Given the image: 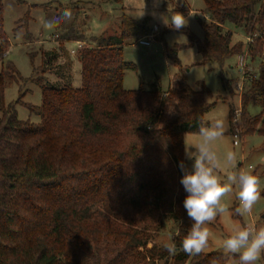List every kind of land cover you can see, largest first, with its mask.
<instances>
[{"label": "trees", "instance_id": "trees-1", "mask_svg": "<svg viewBox=\"0 0 264 264\" xmlns=\"http://www.w3.org/2000/svg\"><path fill=\"white\" fill-rule=\"evenodd\" d=\"M204 5L202 38L188 33V45L196 47L201 65L219 69L226 89L230 82L222 69L231 57L246 54L257 62L244 80L239 121L243 135L264 136V0H204ZM138 26L145 31L142 23L124 17L119 35L91 44L73 27L57 36L58 50L41 52L33 79L41 104H23L37 123L17 118L19 99L4 103L7 74H0V264H226L228 255H188L181 247L193 223L180 183L183 136L198 134L213 106L205 101L208 91L202 84L192 89L179 72L165 90L158 77L150 90L143 82L125 90L124 71L134 66L124 60L123 45ZM238 30L252 42L235 39ZM68 42L80 43L79 87L69 75L61 86L44 77L60 53L70 71ZM5 48L0 2V58ZM180 48L166 49L176 64ZM250 104L259 105L260 113L249 115ZM166 223L172 224L174 255L155 241Z\"/></svg>", "mask_w": 264, "mask_h": 264}, {"label": "rangeland", "instance_id": "rangeland-1", "mask_svg": "<svg viewBox=\"0 0 264 264\" xmlns=\"http://www.w3.org/2000/svg\"><path fill=\"white\" fill-rule=\"evenodd\" d=\"M0 2L3 6V34L6 38V48L0 58V74L3 72L7 74L4 80L3 101L8 104L20 100V103L15 105L19 120L38 122V118L30 115L23 104L33 106L41 104L40 88L33 79L42 65L41 52L49 49L58 50L60 41L56 36L60 37L73 27L84 37L85 43L91 44L93 39L119 35L122 19L129 17L140 25L142 23L145 31H142L140 26L136 27L134 36L123 45L124 60L134 66V69L124 71L123 88L135 90L140 82H143L146 89L150 90L158 77L160 86L165 90L170 78L177 72L185 75L187 84L194 90H198V84H202L208 91L205 96L206 103L213 105L204 115V120L223 118L226 123L224 136L214 142V150L221 163L217 174L222 183L226 181L227 174L236 168L250 170L260 178L261 199L254 205L251 214L240 216L235 213V209L239 207L236 195L238 189L235 186L233 192L223 198L222 202L226 204L228 211L207 224L211 235L203 253L225 254L223 241L235 228L246 224L264 225V136L257 133L250 135L242 133L237 112L240 109V84L244 85L245 82L237 65L238 58L231 57L222 69L224 80L230 82L229 88L226 89L219 69L212 65H201V56L196 47L188 45V33L197 39L202 38L200 23L205 14L204 0H0ZM187 9L191 11L188 12ZM176 12L188 19V26L179 31L165 26L162 19L163 17L168 19ZM46 22H51L53 26L45 27ZM153 26H157L158 32L153 34L150 45L138 44L137 40L150 34ZM228 27L234 30L232 25ZM235 39L246 40L240 30L235 32ZM174 45L181 47L176 54L179 64L172 62L166 54V49ZM74 46L75 43L68 42L65 47ZM69 60L70 71L66 69L65 57L60 53L56 61L45 67V81L61 86L67 83L66 76L69 75L68 81L73 86H79L81 69L80 63L76 61V54L71 53ZM248 66L249 73L254 74L257 62L248 60ZM57 70L64 76H57L55 74ZM19 78L24 81H20ZM230 109L234 110L233 133L230 126ZM260 111L257 104H250L247 107V113L251 116L259 114ZM236 132L239 134L238 145H233L232 134ZM199 139L198 134H185L183 150L185 140L189 144H195ZM228 151L236 154L234 164L226 163ZM184 159L185 166L191 169L193 160L185 158V151ZM171 229L172 224L166 223L163 232L155 241L169 243L172 237ZM228 256L226 264H238V257ZM256 264H264V256Z\"/></svg>", "mask_w": 264, "mask_h": 264}, {"label": "clouds", "instance_id": "clouds-1", "mask_svg": "<svg viewBox=\"0 0 264 264\" xmlns=\"http://www.w3.org/2000/svg\"><path fill=\"white\" fill-rule=\"evenodd\" d=\"M162 19L165 26L177 31L188 26V19L179 12L168 19ZM52 26L51 22L45 23L47 28ZM225 132V120L213 118L201 121L198 131L200 139L197 143L189 144L184 141L185 158L193 160L191 169L183 161L179 163L183 172L180 183L187 193L183 207L193 221L181 244L182 250L188 255H199L208 246L211 233L207 224L228 211L222 200L233 192V186L238 189L236 195L239 207L235 209L237 215L251 214L254 205L261 199L260 178L250 170L236 168L227 174L223 183L217 174L221 163L214 150V142L224 136ZM236 159L233 151L226 153V163L234 164ZM163 247L169 254L176 253L175 243H165ZM222 247L225 254L238 257V264H256L264 256V225L246 224L235 228L224 239Z\"/></svg>", "mask_w": 264, "mask_h": 264}, {"label": "built area", "instance_id": "built-area-1", "mask_svg": "<svg viewBox=\"0 0 264 264\" xmlns=\"http://www.w3.org/2000/svg\"><path fill=\"white\" fill-rule=\"evenodd\" d=\"M150 31H151L150 34H148L147 36H144L142 38H139L137 40V43L140 44V45H143V46L150 45V41L152 40L153 34L156 33V32H158L157 26H153ZM245 39L249 43L252 42V39L251 38H245ZM72 53H75V51H72ZM237 58H238L237 65L240 68V71L242 73V80L244 81L245 80V77L248 75V73L250 71V68L248 66L247 56H246V54H241V55H238ZM242 87H243V84H240V91H242ZM237 113L239 114V110H238ZM232 135H233V138H234L233 145H238L237 139L239 138V134L236 132V133H234Z\"/></svg>", "mask_w": 264, "mask_h": 264}, {"label": "crops", "instance_id": "crops-1", "mask_svg": "<svg viewBox=\"0 0 264 264\" xmlns=\"http://www.w3.org/2000/svg\"><path fill=\"white\" fill-rule=\"evenodd\" d=\"M191 10H189V12H190ZM73 43H75V46L74 47H65V46H67V43L66 44H64V47H65V49L68 51V55H70L71 53H72V51H75V48L78 46V44H79V42H73ZM78 43V44H77ZM50 50V49H49ZM49 50H45V51H49ZM52 50V49H51ZM70 53V54H69ZM77 61V60H76ZM78 62V61H77ZM79 63V62H78ZM80 69H81V66H80ZM74 87H76V86H74ZM77 87H79V86H77Z\"/></svg>", "mask_w": 264, "mask_h": 264}]
</instances>
